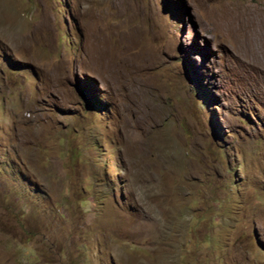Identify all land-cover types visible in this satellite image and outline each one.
<instances>
[{"label": "rangeland", "instance_id": "374dc122", "mask_svg": "<svg viewBox=\"0 0 264 264\" xmlns=\"http://www.w3.org/2000/svg\"><path fill=\"white\" fill-rule=\"evenodd\" d=\"M0 264H264V0H0Z\"/></svg>", "mask_w": 264, "mask_h": 264}]
</instances>
